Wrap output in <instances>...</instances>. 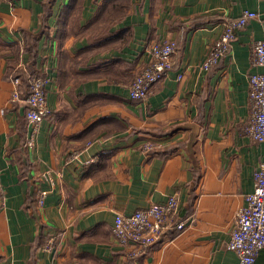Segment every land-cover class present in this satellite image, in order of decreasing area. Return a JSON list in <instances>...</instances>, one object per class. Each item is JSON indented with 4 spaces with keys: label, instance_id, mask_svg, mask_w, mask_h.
Returning a JSON list of instances; mask_svg holds the SVG:
<instances>
[{
    "label": "crops",
    "instance_id": "crops-1",
    "mask_svg": "<svg viewBox=\"0 0 264 264\" xmlns=\"http://www.w3.org/2000/svg\"><path fill=\"white\" fill-rule=\"evenodd\" d=\"M69 1L0 0V264H239L228 242L264 161V141L245 129L249 76L264 70L252 65L264 0ZM245 9L258 17L202 69ZM166 38L177 42L173 68L146 101L131 99L150 47ZM32 74L48 78L52 115L30 146L27 104L12 93L14 77ZM171 195L168 227L128 257L115 215Z\"/></svg>",
    "mask_w": 264,
    "mask_h": 264
},
{
    "label": "built area",
    "instance_id": "built-area-1",
    "mask_svg": "<svg viewBox=\"0 0 264 264\" xmlns=\"http://www.w3.org/2000/svg\"><path fill=\"white\" fill-rule=\"evenodd\" d=\"M258 17L254 10L245 9L241 15L230 20L208 51L201 68L211 69L221 57L227 55L232 42L237 38V32L247 23ZM177 49V42L173 38H166L152 44L146 66L138 73L129 87V96L133 100L146 101L151 95L153 87L173 68V55ZM252 65L264 67V39L253 40ZM179 73L178 78L182 79ZM249 110L245 129L249 136L256 141H264V70L252 72L249 76ZM48 78L33 76L29 82V94L24 99L27 104L26 118L32 125V138L29 145L34 144V135L39 131L42 123L52 115L47 102L46 86ZM15 89L12 99L20 100L21 79L14 77ZM153 143H146L144 149L152 150ZM44 177L53 184L52 178ZM254 190L246 197V203L239 208L237 222L231 231L228 249L239 256V264H257L259 256L263 254L264 264V161L259 164L255 173ZM47 191L42 190L37 197V205L44 208ZM2 183L0 179V196ZM179 201L176 195H171L165 202L153 203L145 209H138L130 214L115 215L112 233L115 244L123 247L130 258H137L146 253L154 245L161 233L168 227L170 219L178 210ZM178 229L186 227L185 221L176 224Z\"/></svg>",
    "mask_w": 264,
    "mask_h": 264
},
{
    "label": "trees",
    "instance_id": "trees-1",
    "mask_svg": "<svg viewBox=\"0 0 264 264\" xmlns=\"http://www.w3.org/2000/svg\"><path fill=\"white\" fill-rule=\"evenodd\" d=\"M55 0H44V3H53ZM84 0H70L69 3H71V5H73L74 7L78 6V3H83ZM195 26H198L197 24ZM31 44L28 46V49L31 51L30 49ZM36 76V75H30V76H23V79L21 80V99L24 101V99L26 98V96L29 94V82H30V78ZM19 77V76H18ZM25 102V101H24Z\"/></svg>",
    "mask_w": 264,
    "mask_h": 264
}]
</instances>
